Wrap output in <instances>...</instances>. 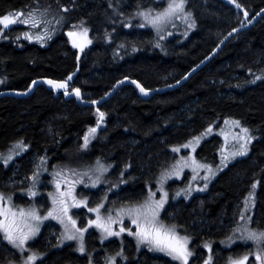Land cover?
<instances>
[{"label": "trees", "instance_id": "1", "mask_svg": "<svg viewBox=\"0 0 264 264\" xmlns=\"http://www.w3.org/2000/svg\"><path fill=\"white\" fill-rule=\"evenodd\" d=\"M39 4L55 9L54 17L59 19L60 15L64 20L60 24L54 20L53 33L44 36V42L23 35L30 32L35 37L38 30L43 34V25L33 28L18 23L3 29L0 90L23 91L36 79L61 81L71 75L72 89L80 88L87 100L100 99L125 77L147 89L176 83L227 33L264 8V0H188L197 27L186 41H180L179 36L163 40L150 27H139L141 21L135 20V13L138 8H146L145 0H0V16L17 11L26 15ZM81 21L92 41L83 51L73 47L68 36L71 30H79ZM128 23L132 27H127ZM98 108L105 114L104 127L86 149L82 148L85 132L97 125ZM98 108L83 107L64 95L55 96L42 85L26 98H1L0 154L21 140L28 147L9 166L0 163V184L11 178L16 163L28 170L33 158L38 159L39 167L40 158L45 157L44 163L48 161L50 167L72 163L79 172L99 159L111 170L108 181L86 191L95 198L94 203L121 196L129 202L143 201L149 189L156 188L161 171L186 153L183 148L174 152V147L195 136L203 139L209 126L216 129L225 120L238 119L254 137L248 154L222 170L206 192L190 199H168L161 217L190 237L191 249L196 253L205 252L208 257L205 245L211 244L212 264H228L230 257L236 258L237 250L239 257L256 252L249 241L237 238L230 242L227 238L232 233L229 225L233 223L235 229L238 222L242 223L239 215L250 192L255 193L252 227L264 228V16L249 30L232 37L181 87L143 99L135 87L126 85ZM219 142L218 135L205 139L195 155L217 164ZM14 185L12 192L10 188L6 191L19 202L26 187ZM91 217L82 220L81 225ZM48 228L30 243L42 254L36 264H104L107 252L119 249L115 241L101 244L95 238V227H90L94 230L87 244L95 254L93 258L87 255V259L74 252L72 245L58 248L46 243ZM132 242L127 243L129 259L125 264H171L149 249L137 248L135 252ZM18 258L19 253L0 234V264ZM192 260L198 258L193 256Z\"/></svg>", "mask_w": 264, "mask_h": 264}, {"label": "snow or ice", "instance_id": "2", "mask_svg": "<svg viewBox=\"0 0 264 264\" xmlns=\"http://www.w3.org/2000/svg\"><path fill=\"white\" fill-rule=\"evenodd\" d=\"M235 2V0H233ZM239 7V5H238ZM66 11V9H65ZM49 9H32L26 15L22 11H17L15 13H8L0 16V34H2L3 29L8 28L10 25L17 23L18 21L30 25L33 28H39L40 25H48L51 21L44 19L48 15ZM247 16V13H244ZM136 16L140 17L143 23L139 24V27H144L145 25H150L152 28L156 29L159 34L166 30L169 24H172L174 18L179 17L181 19L187 20L190 14L185 10V0H167L166 6L156 10L152 8H138L135 13ZM23 17L22 20H19ZM55 19L57 24H60L64 17ZM84 22L81 21V26L78 31L68 32V36L72 37V43L75 47L79 48L81 51L88 44H91V39L88 37L89 29L83 26ZM127 27H132L131 23L126 24ZM194 27V22L190 25ZM75 28V26H73ZM236 31V29H233ZM170 34V33H169ZM27 39H33V34L30 32H25L23 34ZM49 35V28L44 27L43 35L37 33L36 39H43V36ZM110 38V37H109ZM135 51V48L133 49ZM72 79L69 75L66 80H48L47 83L51 85L54 89L64 90V95L69 94V84L68 81ZM125 79H128L125 77ZM260 79V77H256ZM33 84L36 81L32 82ZM137 84L140 91L148 94L149 89L145 88L143 85L139 84L137 81H133ZM72 92L75 93L77 97H81L80 88H73ZM92 104L98 103L97 101H90ZM99 113L100 122L104 119V113ZM225 124H230L232 128H240L239 132H232L231 138L233 145L231 150L225 147L222 150L221 164L215 169L210 163L202 162L197 160L194 155L196 151V144L199 143L201 137L195 136L191 141L176 146L173 148L174 152L179 153L181 148L191 149V153L187 156H181L175 161L171 169L162 172L161 177L158 181L160 185L159 191L161 196L159 199L156 198V193L149 189L147 198L143 201H133L127 206L119 208L117 215H112V210H105V214H102L101 210L105 208L102 202L97 203L95 207L89 208L88 211L95 213L94 219H89L85 226H78L77 220L71 214L72 208H79L81 205L87 206V198H80L76 193V185L78 183H84V178H88V182L95 187L101 182V178L104 173L107 172L108 166L100 162L99 159L95 162V165L87 167L83 172L68 169L67 175L65 170L61 169L53 173L56 177L55 191L49 192L48 197L51 200V206L47 208L43 214L39 207L35 205H30L28 207L14 205L12 202V197L10 194H5L0 192V233L3 234V240L7 241L12 248L17 250L21 254L20 264H36L42 256L41 253L28 248V242L32 240L40 231V226L42 222L48 218L58 220L63 225V232L61 233V240H74L78 242V251L83 253L86 251L84 234L88 231L90 227H95L99 229L102 233V239L109 236H120L121 234L127 232L129 235L134 236L139 244H146L150 249L155 251H160L171 256L174 260L180 262V264H188L189 258L192 255L191 250L188 245L190 242V237L187 235H181L177 230L178 226L176 224H165L160 219L161 210L164 204L168 200V192L164 189L163 185L166 183L171 176H180L184 168H190L193 172V179L199 170H204L205 175L203 179L208 181L211 177L215 175V172L220 170V167L227 166V162L230 158L234 159L237 156H243L247 154L248 144L253 139L249 133L247 127H242L240 121L238 120H225ZM99 127V122L97 124ZM212 131L211 126H209L204 134L210 133ZM96 132V128H90L89 134L84 136V142L81 145L82 148H87L89 143V136ZM228 140L229 133L221 132ZM28 147L23 140L18 141L14 148L9 151L7 157L0 154V159L3 160L5 164L13 158L17 150H26ZM226 154V155H225ZM41 165L43 164L45 157H41ZM47 169L45 168L44 171ZM40 175L39 166L37 171L33 173L31 180L32 186L27 189L30 196L35 197L37 195V184L38 177ZM123 175V173H121ZM71 177H75L74 179ZM257 181L252 185L255 189ZM204 187H207L205 183ZM184 192L185 195L189 194L191 191V186L189 185L186 189H181L176 193L180 195V192ZM252 193H249V198L244 201V210L239 215V220L242 223H237L236 228L233 230V235L239 233L238 239L251 242L256 247L255 259L259 261L260 264H264V228L256 226L252 227L254 221L252 217L247 215L248 208L250 206V200ZM106 199V197H105ZM124 217H128L130 220V225L135 226V231L132 227H126L124 224ZM228 241H232L233 237H228ZM205 247L209 250L208 259L205 260L204 264H211L212 262V248L211 244H206ZM27 252V255L24 253ZM116 257H123V251L117 252L114 256L108 257L106 259V264H117ZM248 254L242 257L229 258L228 264H246L248 261ZM10 264H15L14 261Z\"/></svg>", "mask_w": 264, "mask_h": 264}, {"label": "rangeland", "instance_id": "3", "mask_svg": "<svg viewBox=\"0 0 264 264\" xmlns=\"http://www.w3.org/2000/svg\"><path fill=\"white\" fill-rule=\"evenodd\" d=\"M146 3H147V6L146 8H152V9H156V10H159L161 8H163L164 6H166V3H167V0H145ZM188 0H185V10L187 13L190 14V17L185 20V19H181L179 17H176L174 18V21L172 24H169L167 27H166V30L165 31H162L160 32L159 34L157 33L156 29L152 28L150 25H145L146 27H150L151 29H153L163 40H168L170 38H173L175 36H179L180 38V41H186L190 36L191 34L196 30V27H197V24H196V21L194 19V16L192 14V12L190 11V9L188 8ZM35 9H49V13L48 15H46L44 17V19L46 20H49L51 21V23H49L48 25H43V27H48L50 30H49V34L52 35L53 33V24H54V20L53 17H54V11L55 9H52V8H45V7H41L40 4L35 8ZM58 18H60V15L57 16ZM133 19V18H132ZM19 20H22V17L19 18ZM135 20H139L141 21V23H143L142 19L138 16L135 15ZM66 21V20H65ZM194 22L195 26L194 27H191L190 25ZM18 23H21V22H17L13 25H10L8 28H10L11 26H14ZM71 31H78V30H71ZM39 33L41 35L42 32L40 30H38L34 35L36 37V34ZM170 33V34H169ZM49 35V36H50ZM48 36V37H49ZM35 37H33V39H35V41H41V42H44L45 38L43 36V39L44 40H38L36 39ZM69 39H70V42L71 44L73 45L72 43V37L69 36ZM89 45V44H88ZM86 45L84 47V49L88 46ZM73 47H75L73 45ZM77 50H80L79 48L75 47ZM81 51V50H80ZM2 79V78H0ZM3 80V79H2ZM231 120H238V119H230L229 121ZM240 121V120H238ZM99 127L94 126V127H90V128H96V132L94 134H91L89 136V143H88V146L92 143V141L94 140V138L97 136L99 130L104 127V119L102 122H100V117H99ZM97 122V124H98ZM240 125L242 127H247L245 125H243L241 122H240ZM89 128V129H90ZM248 128V127H247ZM89 129L85 132L84 136L86 134H89ZM249 129V128H248ZM228 132L229 133V137H228V140L226 141L225 140V137L221 134V132ZM240 131V128L237 127V128H232V126L230 124H224L223 126H219L217 127L216 129H212V131L210 133H207V134H204V138L200 140V142L198 144H196V149L199 147V144L204 141L205 139L208 140L209 138L215 136V135H218L219 136V139H220V142H219V147H218V155H219V162L217 164H213L211 163L210 161L206 160V159H200L198 158L197 155H194L196 156L197 160H200L202 162H206V163H210L213 165V168L215 169L217 166H219L221 164V155H222V150L225 148V147H228L229 150H231L232 148V145H233V141H232V138H231V133L232 132H239ZM249 133L250 135L253 137L252 133H251V130L249 129ZM84 136L82 138V141L84 142ZM254 141V137L253 139L250 141V143L248 144V151H247V154L248 152L250 151L251 149V144L252 142ZM13 149V148H12ZM11 150V149H10ZM9 150V151H10ZM9 151H7L6 153H3L2 155L4 157H7V155L9 154ZM27 151L26 150H17L16 154L13 156V158L11 160L8 161L7 164H5L3 162L2 159H0V163H4L6 166H9V164L16 158V157H19L21 155H23L25 152ZM183 151L186 152L185 154H182L181 156H187L189 155V153H191V149H185L183 148ZM196 152V151H195ZM246 154V155H247ZM226 155V154H225ZM179 156L178 159L181 157ZM244 156V155H243ZM242 156H237L235 157L234 159L230 158L227 162V166L235 161L236 159L240 158ZM175 163V161L173 163H171L168 167L164 168L161 173L159 174L157 180H156V188L154 190H152L153 192L156 193V198H158V196H161V192L159 191V187L160 185L158 184V181L161 177V174L162 172H164L165 170H168V169H171L172 165ZM104 164V163H102ZM71 165H73L71 163ZM69 165V164H63V165H60V164H54L53 166L50 167L48 161H46L45 163L43 162V164L41 165L40 163V167H39V171H40V175L38 177V184H37V195L35 197H32L28 194L27 192V189H29L31 186H32V180H31V177L33 175L34 172L37 171V166H38V159L37 158H33L32 162H31V167H29V169H25L23 166H20L18 165L17 163L15 164V168H14V171H13V174L11 176V178L9 180H7L6 182L0 184V192H3L7 195V189H9L11 192L13 190L12 187H14L15 183L19 184V185H22L24 187H26V190L22 193H20L21 195V200L19 202L15 201L12 193H8L11 195L12 197V202L14 205H18V206H23V207H28L30 205H35L37 207L40 208L41 210V213L43 214V212L49 208L51 206V200L50 198L48 197V193L49 192H54L55 191V184H54V181L56 179V177L53 175L54 172L56 171H59L61 169L65 170V174L67 175V170L68 169H73V167ZM105 165V164H104ZM92 166V165H91ZM227 166H222L220 167V170L216 171L215 172V175L213 177H211L208 181H205L203 179V176L205 175V172L204 170H199L196 175V178L193 179V172H192V169L190 168H184L181 172V175L180 176H171L168 178V180L166 181V183L163 185L164 189L168 192V199L170 200V198H172L174 201H176L177 199H180V198H185V199H190L194 194L196 193H200V192H206L208 189H209V186L211 184V182L214 180V178H216V176L222 171L224 170ZM47 169L46 171H44V169ZM85 170V169H84ZM111 170V166L109 167L108 166V170L107 172L104 173L103 177L101 178V182L97 185H100L101 183H104L106 181H108L109 179L107 178V175L108 173L110 172ZM28 171V173H27ZM46 177H49L48 180H46L45 178ZM72 178V177H71ZM74 179V178H73ZM186 179V180H185ZM85 180V178H84ZM7 183H10L7 185ZM205 183H207V187L205 188L204 185ZM96 185V186H97ZM189 185L191 186V191L189 194L185 195L184 192H180V195H176V193L178 191H180L181 189H186L189 187ZM12 186V187H11ZM95 186V187H96ZM80 187H81V190H80ZM95 187H93L89 182H88V179L85 180L84 183H78L76 185V193L78 196H82L80 198H87V206H84V205H81L79 208H72L71 209V214L73 215V217L77 220V224L78 226H82L81 224L82 223V220L84 219H87L89 215H92L94 218H95V213H92V212H87V210L89 208H92V207H95V205L97 203H94L95 201V198H93L90 194H88L86 191L89 190V189H94ZM100 189V188H99ZM83 193L85 194V196H83ZM43 195H45V197H43ZM254 195L255 193L253 194L252 193V197H251V200H250V206L248 208V212H247V215L251 216L252 217V214H253V209H254V204H255V198H254ZM249 198V197H248ZM114 200H117V201H114ZM104 205H105V208L101 210L102 214H105V210H112V215L113 216H116L118 213L116 210H118L119 208L121 207H124V206H127L129 202L126 198H123L122 196L121 197H118L117 199H104L102 200ZM168 201V200H167ZM167 203V202H166ZM166 203L164 204V207L163 209L165 208L166 206ZM162 209V210H163ZM161 210V212H162ZM244 210V208H243ZM75 212V214H74ZM88 215H87V213ZM93 217H91L90 219H94ZM160 219L165 223V224H171V223H166L163 218L161 217V213H160ZM88 221V220H87ZM240 221V220H239ZM87 224V223H86ZM84 223V226L86 225ZM124 224L126 227L130 226L132 227L133 231H135V226L133 225H130V220L128 217H124ZM232 226H233V223L229 225V231L231 230L232 233H231V237H233V240H237V237L239 236V233H236L235 236L233 235V230L232 229ZM45 227H49L48 230H47V235H46V243H54L55 245H57L58 248L60 247H63L65 245H72L73 249H74V252L76 253H80L81 255H85L88 259V256L89 258L94 256V249L91 248L89 246V242L87 244V237L90 235V233L94 230V229H88L89 232H86L84 234V240H85V248H86V251L81 253L78 251V242L77 241H74V240H61V233L63 232V225L58 221V220H55V219H52V218H48L46 220H44L40 226V231L39 233L32 239L28 242V245L27 247L28 248H31V245L30 243H32L40 234L41 232L43 231V229ZM94 228V227H93ZM96 240H98L101 244L103 243H106V242H110V241H115L117 243V247L119 249H117L116 251L117 252H120V248L121 249H124V245L125 247L127 248V243H129L130 241H133L132 244L134 243L135 245V252L137 251V248L141 251L142 248H145V249H149L151 252L153 253H156L157 255H162L164 257H166L171 264H180L179 261L177 260H174L171 256H168L166 253L164 252H160V251H155V250H152L150 249L146 244H139L137 243V240L134 236L130 237V235L125 232L123 234H121L120 236H109V237H106V238H101L102 237V233L99 229H96ZM180 232V231H179ZM88 233V234H87ZM2 236L3 234L0 233ZM128 237H126V235ZM181 235H186L185 233H182L180 232ZM118 237V238H117ZM114 239H117V240H114ZM246 242V241H245ZM248 242V241H247ZM8 243V242H7ZM251 243V242H249ZM234 244V243H233ZM233 246V245H231ZM12 247V246H11ZM189 249L191 250L192 252V255L191 257L189 258V261H188V264H204L205 260L208 259V257L206 256L205 252H201V253H196V251H193L191 249V239H190V242H189V245H188ZM253 248H256L254 245H253ZM32 249V248H31ZM131 249V248H129ZM248 250V249H247ZM17 251V250H16ZM18 252V251H17ZM116 252V253H117ZM128 251L127 249H125V251H123V257H121L122 259H125L123 261H119L120 257H116V262L117 264H125L124 261H127L129 258V254H126ZM237 252H240V250H237L235 253L236 255L234 257H239ZM19 253V252H18ZM108 253V257H111V256H114L116 253ZM252 254L248 255V261L246 262V264H260L259 261H256L255 259V251L251 252ZM28 253L25 252L24 255H27ZM88 255V256H87ZM193 256H196L198 258L197 261H194L192 260ZM103 257V256H101ZM118 259V260H117ZM20 260H21V254L19 253V258L14 261L15 264H20ZM38 261V260H37ZM12 262V261H11ZM104 262V261H103ZM37 263V262H36ZM8 264H10V262H8ZM90 264H94L93 262H91ZM106 264V262L104 263ZM212 264V263H211Z\"/></svg>", "mask_w": 264, "mask_h": 264}, {"label": "water", "instance_id": "4", "mask_svg": "<svg viewBox=\"0 0 264 264\" xmlns=\"http://www.w3.org/2000/svg\"><path fill=\"white\" fill-rule=\"evenodd\" d=\"M236 7L239 8L238 5H236ZM263 16H264V8L262 10H260L259 12H257L255 15H253L251 17V19L248 20L245 24L234 28V29H236V31L231 30L229 33H227V35L221 40V42L217 45V47H215V49L206 58H204L200 63H198L196 66H194L179 81H177L174 84L167 85L165 87L149 89L150 91L148 92V94H145V93L141 92L139 87L137 86V84L133 83V81H137V80L128 78V79H123V80L118 81L107 94H105L100 99L94 100V101H97L98 103L92 104V103H90V101H93V100L84 99L82 91H81L82 99H81V97H77L75 95V93L72 92V85L70 84L69 81H68L69 94L68 95H64V90L63 89H60V90L54 89L51 85H49L47 83L48 80H53V79L41 78V79L34 80V81H36L35 84H33L32 83L33 81H32L30 83L29 87L26 90H23V91L15 90V89H3V90H0V99L3 98V97L26 98V97L30 96L33 93V91L36 88H38L39 86H41V85L46 87L49 91H52L55 96L64 95L65 99H67V100L68 99H75L76 102L79 105L83 106V107L98 108L99 106H101L105 102H107L113 95H115L123 86H126V85H132L133 87H135L136 90H137L138 95L141 98L150 99L155 94L165 93L167 91H172V90H175V89L181 87L196 72H198L200 69L205 67L213 58H215L216 55L222 50V48L225 46V44L232 37H234L235 35H237L239 33H242V32H245V31L249 30L250 28H252L255 24H257V22ZM137 82H139V81H137ZM139 84H141V83L139 82Z\"/></svg>", "mask_w": 264, "mask_h": 264}, {"label": "flooded vegetation", "instance_id": "5", "mask_svg": "<svg viewBox=\"0 0 264 264\" xmlns=\"http://www.w3.org/2000/svg\"><path fill=\"white\" fill-rule=\"evenodd\" d=\"M114 240H117V239H114ZM123 248L126 249L125 245H124ZM126 254H127V253H126ZM128 258H129V257H128ZM120 260L123 261V260H125V259H122V258L120 257L119 261H120ZM124 262L126 263V262H128V260H127V261H124Z\"/></svg>", "mask_w": 264, "mask_h": 264}, {"label": "bare ground", "instance_id": "6", "mask_svg": "<svg viewBox=\"0 0 264 264\" xmlns=\"http://www.w3.org/2000/svg\"><path fill=\"white\" fill-rule=\"evenodd\" d=\"M127 78H129V77H127ZM125 79V78H124ZM131 79V78H130ZM123 80V79H122Z\"/></svg>", "mask_w": 264, "mask_h": 264}]
</instances>
